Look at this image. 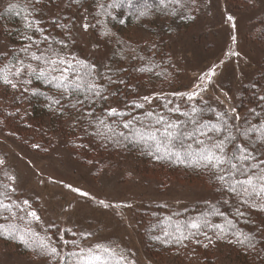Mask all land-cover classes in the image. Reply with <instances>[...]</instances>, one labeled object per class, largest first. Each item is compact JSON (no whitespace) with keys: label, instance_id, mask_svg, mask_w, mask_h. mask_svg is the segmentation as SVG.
<instances>
[{"label":"trees","instance_id":"1","mask_svg":"<svg viewBox=\"0 0 264 264\" xmlns=\"http://www.w3.org/2000/svg\"><path fill=\"white\" fill-rule=\"evenodd\" d=\"M4 1L0 7V37L9 42L10 48L6 54L0 55V68L16 63V57L36 67L37 62L31 61L29 55L20 51L29 44L25 36H33V39L37 40L42 38L41 33H35L27 27L26 17L29 20L39 21L44 34L49 35L53 41L67 40L64 30L52 24V20L57 19L61 23H72L73 42L63 50L62 55L68 54L69 58L75 56L89 64H96L101 72L105 71L103 65H108L114 70V79L123 78L127 83L108 85L107 101L97 99L95 105L83 107L78 105L73 108L75 98L64 94L63 88L57 87L55 81L50 83L51 77L37 79L34 76L25 75L23 78H12L13 82L18 85L15 89L0 83V129L6 128L12 131L13 135L17 136V140L26 141L32 147L39 145V148L33 147V150L39 153L50 150L53 146L51 141L57 138L63 144L64 150L71 153L77 162L94 168L96 172L103 168L116 169L123 165L129 166L137 173L156 177L164 183L170 181L201 182L211 189L216 195L213 204H197L174 213H167L161 207L142 206L141 212L137 213L136 225L141 228L140 234L143 238L146 256L154 264H165L168 260L179 262V264H225L227 259L232 264H264V232L261 231L264 229V212L244 207L242 210L245 212V217L237 221L239 229L257 237L259 242L254 248L246 244L235 243L236 237L231 232L224 235L222 239H217V233L211 225H223L225 218L235 219L233 212L238 200L233 194L222 189L208 170L197 165L195 156L183 157V150L180 148L181 141L185 145L191 144L194 150L197 147L194 140L181 138V141L175 142L176 146L171 151L182 154V160H177L175 157H168L163 150L156 153L155 146H149L151 142L145 143L140 140L139 136L132 135V132L140 127L134 118L138 117L139 121H143L144 126L147 127L149 123H154L155 114L164 115L166 119L181 124L188 131L192 129L190 124L185 123V117L168 112V108L176 103L181 104L183 111L188 109L183 101L176 100L177 97L171 93L178 89L171 87L173 85L171 80L176 78V75L170 73L172 64L169 60V47L163 42L164 40L160 41V38L157 40L156 33H151L147 42L133 41L126 38L122 28L120 29L123 25H128L127 23L131 25L142 19L155 20L159 15L163 16L169 10L172 11L176 5L161 9L160 0H123L118 7L108 8L107 12L110 15H105L99 4L109 5L113 3V0H79L78 3L75 0H39V3H35V0ZM193 7L191 4L184 7L185 12L192 14ZM145 10H147V15L141 16L140 13ZM97 20L102 23L96 24ZM82 23L96 24V27H89L88 31L99 47L107 52L105 60L100 65L94 58L84 56L77 47L74 32ZM262 23L263 21L260 22L259 29ZM106 29L113 35L110 37L101 35V32ZM53 46L60 48L58 44ZM44 47L45 45H41V48ZM31 51H37V49L33 47ZM37 54H39L38 51ZM140 57L144 59L141 60ZM149 62L153 69L152 72L137 71L139 67L149 66ZM121 68L127 71L119 72ZM53 75L58 76L59 73H53ZM29 79L30 84L24 83ZM98 82L106 83L99 80ZM145 95L159 98H154L151 103H145L143 109L131 108L126 103L133 100L138 103L142 102L139 97ZM260 97H264V67L254 80L243 88L238 103L235 104L236 112L242 118L248 117L249 119H253L249 114L250 109L255 108L258 112L264 113V100ZM57 99L60 100L59 105L53 103ZM168 101L173 103L168 104ZM194 103L201 108L210 107L215 111L226 110L222 107H212L199 100ZM89 108L94 109L95 115L100 119H106L112 123L116 133L124 132L128 138L113 137L111 140H106L103 137L91 135L96 131V126L89 125V118L83 116V112ZM109 108H117L118 111L131 113V115L107 117L106 110ZM148 112L153 113V116L148 117L146 115ZM204 116L205 119L214 120L211 111H206ZM128 119H133L131 130L124 129L120 123L121 120ZM237 123L243 124V120ZM104 131L106 132V129ZM253 150L256 155L264 153V144L257 143ZM156 155L162 158L156 159ZM5 173L10 176L6 167H0V183L10 184ZM11 196V201L6 200L5 203L14 205L12 212L0 210V242L13 246L19 256H33L42 264H56V261L44 254L38 247L44 237L50 238L66 259L69 258L70 253L79 252L82 249L85 251L92 249L97 255H101L102 260H106L107 264H117L120 254L125 256L123 250L113 245L114 241L85 247L84 239L79 237L77 239L72 232L59 229L56 225L37 232L33 225L28 223L25 215L27 211H21L22 207L15 201L14 194L12 193ZM0 199L3 198L0 197ZM225 200L229 203L225 204ZM15 205H20V207H15ZM213 205L224 213V217L210 214ZM204 218L209 221L210 226L202 228L200 232L183 227L192 221L202 222ZM244 219L252 223L246 225L243 223ZM28 227L31 228V233L25 237L28 240L26 246L18 239V236ZM203 232L212 237L211 243L202 234ZM97 245L108 247L118 255L109 257L102 253L96 247ZM70 259L75 264L76 258L71 257Z\"/></svg>","mask_w":264,"mask_h":264},{"label":"rangeland","instance_id":"2","mask_svg":"<svg viewBox=\"0 0 264 264\" xmlns=\"http://www.w3.org/2000/svg\"><path fill=\"white\" fill-rule=\"evenodd\" d=\"M4 2L0 0V7ZM177 6L173 7L178 9L176 14H171L172 9L155 20L142 19L120 29L129 40L147 42L151 33H156L157 40H164L169 47L170 73L176 75L171 80V87L178 89L175 92L191 91L200 83L198 78L214 67L212 83L198 100L231 112L243 88L264 67V0H196L192 14ZM228 16L234 20L228 21ZM83 24L74 32L77 47L100 65L107 52ZM9 48V42L0 37V55ZM16 137L12 131L0 129V158L5 159L4 167L10 176L16 178L12 185L16 188L15 201L29 211L23 205L27 199L30 210L40 217L37 222L25 213L28 223L37 232L56 225L72 232L77 239H84L85 247L114 241L113 245L135 264H154L146 256L141 228L136 225L142 206L161 207L167 213H174L197 204H213L216 200L215 193L201 182L164 183L123 165L96 172L77 162L57 138L51 141L50 150L39 153ZM65 185L79 188L89 196H80ZM100 200L113 207H103L98 203ZM224 263L232 264L228 259ZM0 264L42 263L33 256H19L13 246L0 242ZM165 264L179 262L168 260Z\"/></svg>","mask_w":264,"mask_h":264},{"label":"snow or ice","instance_id":"3","mask_svg":"<svg viewBox=\"0 0 264 264\" xmlns=\"http://www.w3.org/2000/svg\"><path fill=\"white\" fill-rule=\"evenodd\" d=\"M75 2L78 3L79 0H75ZM122 2L123 0H113L112 4H99V7L104 10L105 15H110L107 9L116 8ZM35 3H39V0H35ZM189 4L194 6L196 0H160L161 9H167L169 5H178L180 8H184ZM33 11H35V8H33ZM177 11L178 9H173L171 14H176ZM140 15H147V10L142 11ZM227 19L228 21L234 20L232 16H228ZM101 23L99 20L96 21V24ZM52 24L64 30L67 40L53 41L49 35L44 34V29L40 26L39 21L29 20L26 17L27 27L35 33H41L42 38L37 40L33 39V36H25L29 44L21 48L20 51L29 55L31 61L37 62L36 67L16 57V63H10V65L0 68V83L15 89L18 85L13 82L12 78H23L25 75L34 76L37 79L51 77L50 83L55 81L57 87L63 88L64 94L75 98V102L72 104L73 108L78 105L81 107L95 105L97 99L107 101L108 85L127 83L123 78L114 79V70L108 65H103L105 71L101 72L96 64H89L75 56L69 58L68 54L62 55L63 50L67 49L70 43L73 42L71 36L72 23H61L59 20L53 19ZM96 24L85 23L82 27L87 30L89 27H96ZM233 27H235V23H233ZM101 35L110 37L113 34L106 29L101 32ZM233 40L235 41V37H233ZM54 44H58L60 48L57 49L53 46ZM41 45H45V47L41 48ZM33 47L37 49L39 54H37V51H31ZM232 54L238 55V53ZM140 59L143 60L144 57H140ZM118 71L126 72L127 69L121 68ZM137 71L150 73L153 69L149 62V66L139 67ZM57 72L59 73L58 76L53 75V73ZM215 74V68H210L207 73L198 78L200 83L195 84L191 91L173 93L174 96L179 97L185 103L188 110L183 111L181 104L176 103L168 108V112L185 117V123L192 126L191 131H188L186 127H182L179 123L166 119L164 115L155 114L154 123H149L147 127L144 126L143 121H139L138 117L134 118L140 124V127L135 132H132V135L139 136L140 140L145 143L151 142L149 146H155L156 153H160L163 150L168 157H175L177 160H182V154L181 152L171 151L176 146L175 142L181 141V138L183 140H194L197 145L194 150L191 144L185 145L181 141L180 148L183 150V157L190 158L195 156L197 165L208 170L221 188L233 194L238 200L233 212L235 219L225 218L223 225H211L217 233V239H222L224 235L231 232L236 237L235 243L246 244L248 247L254 248L255 244L259 242L257 237L239 229L237 221L245 217V212L242 210L244 207L264 212V153L256 155L253 150L257 143L264 144V113L258 112L255 108L250 109L249 114L253 119H249L248 117L242 118L235 109L229 112L228 110L215 111L210 107H198L194 102L201 97L203 92L207 91V85L212 83V77ZM98 80L106 83H99ZM24 83L30 84L31 80H25ZM112 94L115 95V93ZM154 98L158 99L159 97L145 95L139 97L142 102L138 103L133 100L126 103L131 108L143 109L145 103H151ZM260 99L264 100V97H260ZM53 103L59 105L60 100H54ZM172 103V101H168V104ZM206 111L213 112L214 120L212 118L205 119L204 114ZM106 115L107 117L115 118L125 115L130 116L131 113L120 112L117 108H109L106 110ZM146 115L152 117L153 113L148 112ZM83 116L89 118V125L96 126V131L91 133L93 136L103 137L106 140H111L113 137L117 139L128 138L124 132L116 133L113 124L106 119L97 117L92 108L85 110ZM241 120H243V124L237 123ZM120 123L124 129L131 130L133 119L121 120ZM105 129L106 132L104 131ZM33 147L39 148L40 146L33 145ZM161 158L160 155H156V159ZM5 163V159L0 158V167L4 166ZM5 175L12 183H0V197L3 198L0 199V210L11 213L14 205L5 203V201H11V194L16 192V188L12 186L15 184L16 178L9 176L7 173ZM65 187L80 196H89V193L79 188H73L71 185H65ZM98 203L105 208L113 207L105 203L104 200H100ZM224 203L228 204L229 202L225 200ZM23 205L29 209L26 215L38 222L40 217L36 211L30 210L31 205L27 199L23 201ZM125 206L130 207V205ZM15 207H20V205H15ZM20 210L24 211V208H20ZM210 214L224 217V213L215 205L211 206ZM243 223L247 225L252 223V221L244 219ZM209 226V221L206 218L202 222L192 221L190 224L183 225L185 229L195 230L196 232H200L202 228ZM177 230L179 231V228ZM261 231L264 232V229ZM29 233H31L30 227L26 228L18 236V239L25 243L26 246L28 245V240L25 237ZM202 234L211 243L212 237L208 236L206 232ZM165 235H168V233H165ZM204 246L207 247V245ZM38 247L44 254L56 261V264H73L71 257L76 258L75 264H107V261L102 260V256L97 255L92 249L72 252L69 254V258L66 259L48 237H44ZM96 247L109 257L118 255L108 247L102 245H97ZM121 262L123 264H135V261L129 260L127 256L122 254H120V260L117 261V264H121Z\"/></svg>","mask_w":264,"mask_h":264}]
</instances>
